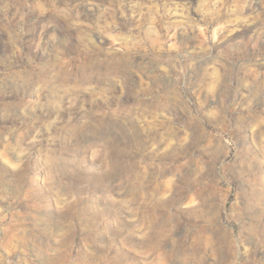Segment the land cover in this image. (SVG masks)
<instances>
[{
	"label": "rangeland",
	"instance_id": "rangeland-1",
	"mask_svg": "<svg viewBox=\"0 0 264 264\" xmlns=\"http://www.w3.org/2000/svg\"><path fill=\"white\" fill-rule=\"evenodd\" d=\"M0 264H264V0H0Z\"/></svg>",
	"mask_w": 264,
	"mask_h": 264
}]
</instances>
